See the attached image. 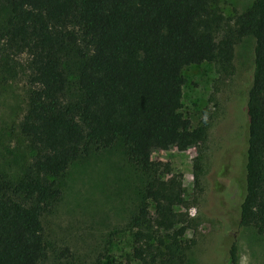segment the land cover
<instances>
[{"label":"trees","instance_id":"obj_1","mask_svg":"<svg viewBox=\"0 0 264 264\" xmlns=\"http://www.w3.org/2000/svg\"><path fill=\"white\" fill-rule=\"evenodd\" d=\"M0 3L8 11L0 26L2 71L14 76L18 57L25 56L26 107L18 130L32 152L18 179L0 174V264L40 263L42 216L61 196L57 179L73 161L117 143L138 175L137 206L129 217L133 256L143 264H184L172 251L192 222L178 209L186 204L184 188L179 175L151 155L172 145L205 146L207 125L193 126L180 112L182 69L212 62L230 73L234 44L245 36L254 46L238 223L264 236V0H253L232 21L217 0ZM194 168L201 170L198 156ZM223 175L221 163L214 176ZM203 183L204 204L215 211L206 194L226 192V186ZM224 253V264H237L235 244Z\"/></svg>","mask_w":264,"mask_h":264},{"label":"rangeland","instance_id":"obj_2","mask_svg":"<svg viewBox=\"0 0 264 264\" xmlns=\"http://www.w3.org/2000/svg\"><path fill=\"white\" fill-rule=\"evenodd\" d=\"M252 1L217 3L224 17L232 21ZM7 16L6 7L0 3V26ZM253 46L252 36L234 44L230 73H223L212 62L182 69L180 112L193 126L207 125L205 146L172 145L151 155L153 160L168 165L171 173L178 174L184 188L186 204L178 209L186 210L192 222L180 237V244L172 246L176 255L184 256V264H224V252L232 244L237 249V264H264V236L238 223L239 203L245 191V103ZM2 50L0 42V58H4ZM24 59V55L18 57L12 77L2 71L0 64V174L12 180L22 175L32 154L18 130L26 107ZM197 156L200 171L194 168ZM221 163L225 165V175L216 177L214 170ZM196 172L200 183L195 182ZM222 181L226 192L210 189L206 194L211 207H215V211H209L200 191L202 183L217 189ZM57 185L61 196L42 216L45 255L39 264H143L133 256L134 228L129 225L137 206L138 175L121 144L73 161L57 179ZM223 202L231 203L223 207ZM217 204L222 207L217 208ZM162 236L166 244L172 242L167 234Z\"/></svg>","mask_w":264,"mask_h":264}]
</instances>
